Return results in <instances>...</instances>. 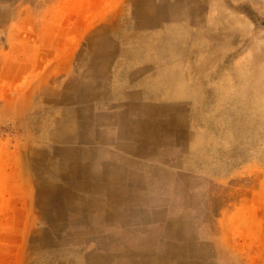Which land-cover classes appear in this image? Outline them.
Here are the masks:
<instances>
[{
	"label": "rangeland",
	"instance_id": "374dc122",
	"mask_svg": "<svg viewBox=\"0 0 264 264\" xmlns=\"http://www.w3.org/2000/svg\"><path fill=\"white\" fill-rule=\"evenodd\" d=\"M168 259L264 264V0H0V264Z\"/></svg>",
	"mask_w": 264,
	"mask_h": 264
},
{
	"label": "bare ground",
	"instance_id": "6f19581e",
	"mask_svg": "<svg viewBox=\"0 0 264 264\" xmlns=\"http://www.w3.org/2000/svg\"><path fill=\"white\" fill-rule=\"evenodd\" d=\"M110 34H112V36L113 35H116V36H120L121 38H127V35L125 34V32H124V30H122V27H115V26H113L112 27V29H111V31H110ZM145 46H147V45H145ZM135 56V53H134V49L132 48V47H130L129 49H125L124 50V53H123V58L125 59V61L126 62H128V63H131V61H132V59H133V57ZM144 84H145V81L143 82ZM121 83L119 84V83H116V86H115V88L114 89H112L113 91L111 92V91H106L105 92V94L107 93H110L111 92V94L112 95H118L120 92H121ZM94 86H96V85H94ZM148 90H151V92H153V93H150V94H154V96H156L157 97V92H158V90H156L155 88H153V85L152 86H150V89H148ZM136 91V90H135ZM141 91V90H140ZM122 93V92H121ZM141 93V92H140ZM147 94V93H146ZM121 96V95H120ZM149 97H151L150 95H148ZM144 101V100H143ZM152 102V101H151ZM156 102L158 103L159 101H157L156 100ZM163 102V101H162ZM150 103V102H149ZM113 152V151H112ZM115 156V155H114ZM98 159V158H97ZM103 159V158H102ZM99 160V159H98ZM116 166V165H115ZM135 167V166H134ZM117 169V168H116ZM120 169V168H119ZM139 170V169H138ZM123 171V170H122ZM125 172V171H124ZM137 170L135 169V168H131L130 170H128V173H129V176H134L135 175V177H136V175H137ZM156 172V171H155ZM127 173V172H126ZM127 173V174H128ZM131 178H133V177H131ZM139 179H140V177H139ZM142 179V178H141ZM137 180V179H136ZM145 180V179H144ZM142 182V181H141ZM140 183V182H139ZM165 185V184H164ZM167 185V184H166ZM100 186V185H99ZM102 186V185H101ZM127 186H129V185H127ZM141 186V185H140ZM139 186V187H140ZM146 186V185H145ZM158 186V185H157ZM126 187V185H124V188ZM144 188V187H143ZM125 190V189H124ZM129 190V189H128ZM145 190V189H144ZM167 191V190H166ZM128 192V191H127ZM127 192H124L123 193V196H122V198H121V201L122 202H126V203H136L137 202V200H138V198L137 197H135V196H130V197H128L127 196ZM149 194V193H148ZM169 195V194H168ZM106 200H107V198H106ZM114 200V199H113ZM116 200V199H115ZM94 202V201H93ZM128 205V204H127ZM132 206V205H131ZM122 207V206H121ZM140 208V207H139ZM138 208V209H139ZM144 211V210H143ZM117 213V212H116ZM148 215V214H147ZM150 215V214H149ZM127 217V216H126ZM131 218V217H130ZM148 218V217H147ZM130 220V219H129ZM144 221V220H143ZM142 221V222H143ZM151 221V220H150ZM157 224V223H156ZM133 225V224H132ZM147 225V224H146ZM139 226V225H138ZM154 227V226H153ZM158 227V226H157ZM98 228V227H97ZM103 229V228H102ZM101 229V230H102ZM131 229H133V228H131ZM154 230V229H153ZM155 231V230H154ZM122 232V231H121ZM124 232H126V231H124ZM123 232V233H124ZM113 233V232H112ZM164 234V233H163ZM158 235H159V233H158ZM126 237H127V234H122V237H121V239H116V240H124V239H126ZM158 237H160V236H158ZM134 239V238H133ZM107 240V239H106ZM152 241V240H151ZM116 242H118V243H115V248H118V247H120L121 245H122V243L121 242H119V241H116ZM129 242H132V243H136L134 240H131V241H129ZM112 243V242H111ZM125 244V243H124ZM154 244V243H153ZM114 248V250H113V252L111 251V258H113V256L115 255V258L117 259V260H119V259H121V258H123L125 255H127V253H124V250H117L116 251V249ZM132 248V247H131ZM150 248V247H149ZM98 249V248H97ZM103 249V248H102ZM141 249H142V246H141ZM147 250V249H146ZM109 251V250H108ZM126 251V250H125ZM130 251H132V249L130 250ZM150 250H148V252H149ZM144 252H140L139 253V247H135V251H133V253L131 254L130 253V255H136V256H142V255H144L143 254ZM165 253V252H164ZM181 253V252H180ZM182 255L181 256H183V253H181ZM153 255V254H152ZM193 256V255H192ZM110 257V256H109ZM134 257V256H133ZM164 257V256H163ZM108 258V257H107ZM138 258V257H137ZM136 258V259H137ZM143 258V257H142ZM105 259V258H104ZM134 260V259H133ZM132 260V261H133ZM154 260H156V259H154ZM185 260L186 261H189V257H186L185 258ZM190 260H191V258H190ZM105 261V260H104ZM129 261V260H128ZM136 261V260H135ZM134 262V261H133ZM139 262V261H138ZM137 262V263H138ZM144 262V261H143ZM165 262V261H164ZM190 262V261H189ZM115 263H117L115 260L113 261V264H115ZM136 263V262H135ZM176 263V260H171V259H168V264H175ZM109 264V263H108ZM129 264V263H128Z\"/></svg>",
	"mask_w": 264,
	"mask_h": 264
},
{
	"label": "crops",
	"instance_id": "0c3cea01",
	"mask_svg": "<svg viewBox=\"0 0 264 264\" xmlns=\"http://www.w3.org/2000/svg\"><path fill=\"white\" fill-rule=\"evenodd\" d=\"M149 79V78H148ZM153 80V79H152ZM147 92L149 93V95H150V93H153V92H151V90L149 91V90H147ZM153 95V94H152ZM125 189V190H124ZM129 189V187H125V188H123L122 189V186L121 185H115V187H112L111 188V190H112V192L114 193V194H119V195H114V197L112 198V196L110 197V201L112 202V200H113V204L117 207V203H119V204H121V206H123V204H122V201H121V198H122V194L124 193V192H134V191H129L128 190ZM127 192V193H128ZM116 199V200H115ZM116 203V204H115ZM123 209H125V208H123ZM125 216H126V214H125ZM118 222V221H117ZM119 222L121 223L122 222V216H120V218H119ZM126 224H129V223H135L136 224V222L134 221V222H132V221H126L125 222ZM134 225V224H133ZM119 235H121V234H119ZM112 238H115V240L116 239H121V237L122 236H120L119 238H116L115 236H111Z\"/></svg>",
	"mask_w": 264,
	"mask_h": 264
}]
</instances>
